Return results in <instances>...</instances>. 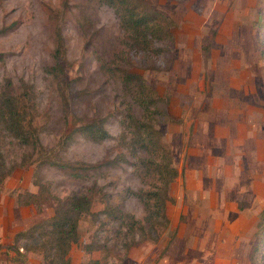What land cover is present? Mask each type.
I'll return each mask as SVG.
<instances>
[{
	"label": "rangeland",
	"instance_id": "rangeland-1",
	"mask_svg": "<svg viewBox=\"0 0 264 264\" xmlns=\"http://www.w3.org/2000/svg\"><path fill=\"white\" fill-rule=\"evenodd\" d=\"M109 1L0 0V91L20 97L30 135L0 125V227L85 193L73 264H264V0H137L171 17V54ZM93 121L106 137L80 128ZM49 235L19 237L16 260L0 241V259L56 256L21 247Z\"/></svg>",
	"mask_w": 264,
	"mask_h": 264
},
{
	"label": "trees",
	"instance_id": "trees-1",
	"mask_svg": "<svg viewBox=\"0 0 264 264\" xmlns=\"http://www.w3.org/2000/svg\"><path fill=\"white\" fill-rule=\"evenodd\" d=\"M109 1V0H108ZM112 4H119L125 6L124 12H121L122 17L125 18L127 24L136 31V33H144L150 36L152 41L158 42L160 47L163 44V49L159 48V51L169 52L170 54L175 50V40L173 33L171 32L172 26L174 23L169 15L165 11L155 8L144 7L137 0H110ZM109 1V2H110ZM143 8V9H140ZM264 26V25H263ZM264 52V47L262 49ZM56 75L59 73L60 67L58 64H55L50 68ZM129 74V73H125ZM135 78L141 82V76L134 74ZM130 76V75H129ZM26 110L24 103H21L20 97L9 92L0 91V125L3 126L6 130L12 132V134L20 138L24 142L30 141L29 130L26 127L25 121ZM135 123L139 129V139L142 144L148 146V143L152 141L153 130L148 126L142 123L141 120H135ZM85 131L86 134L92 137L104 138L107 136V130L105 127L97 122L87 123L80 127ZM115 159H110L109 161L104 162L108 164L114 162ZM169 163V162H168ZM168 164L166 163V166ZM171 178L173 179L176 175L177 170L174 167ZM8 174V169H6L3 162L2 153L0 150V187L5 176ZM168 190V189H167ZM167 190L165 192L167 193ZM33 195V194H32ZM67 200V201H66ZM63 199L58 198L57 206L55 207L54 213L47 217L46 219L40 220L28 226L23 230H19L15 233L13 241L7 244H4V247L8 250L15 251L17 258L20 254L19 247L15 245L19 237L26 235L37 236L42 235V230L44 226H49V236L46 239H41L35 245H23L21 246L25 249L26 256L27 252L39 248L42 250L47 249L48 244L52 243L53 247L56 250V256H50L47 253L45 255L41 254V257L38 259V264H73L71 257V248L74 243L78 241V220L82 213L88 212L92 205V199L88 194L82 193L74 195L71 197ZM64 201V202H63ZM164 200L161 201L163 204ZM166 205V200H165ZM110 207V206H109ZM106 212V211H105ZM264 215V209H263ZM124 216V215H120ZM166 222L168 221L167 214H163ZM264 219V216H263ZM41 230V231H40ZM103 244H92L90 241H86L83 245L84 251H90L95 249H101ZM0 244V248H1ZM6 249V250H7ZM30 256V253H29ZM101 258L93 259L85 262H80L78 264H101ZM112 264H117L113 262Z\"/></svg>",
	"mask_w": 264,
	"mask_h": 264
},
{
	"label": "crops",
	"instance_id": "crops-1",
	"mask_svg": "<svg viewBox=\"0 0 264 264\" xmlns=\"http://www.w3.org/2000/svg\"><path fill=\"white\" fill-rule=\"evenodd\" d=\"M11 221L13 222L11 224V225H13V231H10V229L6 230V227H5V229H2L0 227V241L3 242V243H10V242H12L15 233L17 231H19V230H23V227L22 226H16V223L12 219H11ZM0 225H1V222H0ZM1 255H6V257H7V254H1ZM0 264H16V263L10 261L9 259H7V260L6 259H0Z\"/></svg>",
	"mask_w": 264,
	"mask_h": 264
}]
</instances>
